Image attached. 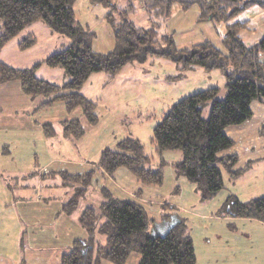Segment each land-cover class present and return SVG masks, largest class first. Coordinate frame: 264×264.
Returning a JSON list of instances; mask_svg holds the SVG:
<instances>
[{
	"label": "trees",
	"instance_id": "16d2710c",
	"mask_svg": "<svg viewBox=\"0 0 264 264\" xmlns=\"http://www.w3.org/2000/svg\"><path fill=\"white\" fill-rule=\"evenodd\" d=\"M76 1L0 0V53L11 39L38 22L71 40L68 47L43 62L48 67L64 68L68 79L63 86L38 77L37 71L43 63L16 68L1 60L0 86L17 82L25 95L49 98L41 107L63 101L68 113L81 108L88 121L95 124L98 121L97 103L80 91L93 73L106 72L113 77L126 64L145 63L153 57L171 60L182 74L197 66L220 70L225 76L226 96L219 98L220 89L209 88L175 103L154 127L150 140L154 155L145 151L140 139L127 137L118 142L116 149H104L98 162L99 168L110 174L125 168L142 185L161 186L167 164L163 155L166 151H180L181 159L173 163L177 178L184 177L195 185L204 200L216 196L225 186V174L235 179L246 170L238 167V154L227 152L235 143L227 130L252 118L253 102L264 104V36L253 45L246 44L240 31L248 22L237 20L253 6L264 9V0H141L152 20L147 27L137 26L129 18L136 7L134 0H124L127 6L119 5L117 0H91L109 7L107 18L115 42L106 53L93 51V34L76 24ZM175 5L183 12L197 6L198 23L225 24L222 46L206 40L189 48H177L174 32L160 30L161 22L171 16ZM36 43V38L30 35L22 39L18 47L27 49ZM209 103L210 114L204 117V109ZM44 129L47 137L56 135L51 123L45 124ZM84 134L80 119L64 121L65 137L79 139ZM157 156L160 160L154 168L152 164ZM95 173V170L83 174L49 173L50 176L60 175L64 185L75 187L63 202L62 213L71 215L77 210L88 194ZM136 193L141 197L143 190ZM167 207L172 208L169 204ZM219 214L264 221V196L242 201L232 193L222 203ZM163 217L165 220L171 218L169 214ZM78 223L87 237L75 238L62 254L60 264H126L135 253L140 255L139 264L197 263L194 241L183 218L179 217L166 233L152 235L149 230L156 221L146 208L133 199L114 196L111 190L103 191L99 205L86 207L79 215Z\"/></svg>",
	"mask_w": 264,
	"mask_h": 264
},
{
	"label": "rangeland",
	"instance_id": "374dc122",
	"mask_svg": "<svg viewBox=\"0 0 264 264\" xmlns=\"http://www.w3.org/2000/svg\"><path fill=\"white\" fill-rule=\"evenodd\" d=\"M134 2L136 7L129 18L137 26H150L152 20L143 1ZM116 3L128 5L124 0H117ZM251 10L249 26L255 30H245L243 39L247 42L258 40L264 34L262 12L257 7ZM109 12V7L91 0H77L75 3L76 24L93 34L91 46L95 52L106 53L114 47V31L107 18ZM198 15L197 6L183 12L175 5L171 16L161 22L160 30L163 33L174 32L179 49L206 40L221 47L216 27L219 29L223 24L198 23ZM30 35L36 38L37 43L20 50L18 43ZM70 44L71 40L67 36L52 32L45 23L39 22L11 39L3 47L0 60L16 68L33 67ZM37 75L61 86L68 79L63 67H48L44 63ZM171 76L176 78L167 79ZM225 83V76L220 70H206L197 66L182 74L174 62L162 57H153L145 63L130 62L113 77L106 72L93 73L80 91L97 103L98 121L95 124L88 121L81 108L68 113L63 101L41 107L49 98H31L22 91L17 92L20 98L7 100L10 92H7L5 85L9 83L0 86V225L6 228L0 229V240L6 235L11 238L14 234L10 225L13 222L11 218L16 217L11 209H5L2 205H10L23 198L37 199L43 194L56 202L63 201L66 187L62 184L61 176H50V171L61 167L60 170L70 173H86L88 167L74 165L83 162L96 173L86 198L81 200L72 218L78 219L88 206L99 205L105 189L113 191L114 196L121 199H137L139 195L136 192L142 189L143 198L137 200L156 221L149 230L150 234H164L170 220L176 223L179 217L183 218L194 241L198 260L196 264H264V222L219 214L222 203L232 193L241 200L264 195V178L258 174L251 175L249 179L236 180L235 184L225 174L224 188L216 196L204 200L195 185L184 177L176 176L173 163L181 159V152L166 151L163 157L167 164L161 186L142 185L125 168L118 169L114 174L102 169L108 179L103 184L101 194L94 191L97 185L102 184L97 172L104 149H116L119 141L134 137L140 139L148 154L154 155V147L150 142L154 127L171 107L182 98L209 88H219L218 97L224 98ZM210 109L209 103L204 109V117L209 116ZM29 112L32 114L29 115ZM76 118L82 122L85 134L79 139L65 137L64 121ZM47 123L54 127V137L46 136L44 125ZM159 160V157L155 158L152 164L154 168ZM116 183L119 187H116ZM255 186L258 190H255ZM74 188L70 187L71 194ZM168 204L172 208L167 207ZM164 214H169L171 218L165 220ZM22 221H27L24 215Z\"/></svg>",
	"mask_w": 264,
	"mask_h": 264
},
{
	"label": "crops",
	"instance_id": "0c3cea01",
	"mask_svg": "<svg viewBox=\"0 0 264 264\" xmlns=\"http://www.w3.org/2000/svg\"><path fill=\"white\" fill-rule=\"evenodd\" d=\"M254 7L260 9V11L262 12L261 15L263 17V22H264V9L259 6H253L246 12L240 14L237 17V20L241 22L244 21L248 22L247 27L243 28L240 31V36L242 39L245 30H251V31L255 30L254 27L250 28L249 26L250 15L252 13L251 9ZM244 13L246 15L239 18ZM252 15H254V12ZM203 23H213V22H203ZM222 28H224V30H222ZM216 31L217 33H219L220 36L219 35L218 36L221 38L224 32L226 31L225 24L220 26L219 29H217L216 27ZM263 36L264 34L261 36V38ZM260 39L253 40L251 42H247L244 39L243 40L245 41L246 44L253 45L256 42H258ZM5 86L7 92H10V95L7 97V100H15L16 97L20 98V94H17V92L20 93L21 90L17 82L9 83ZM84 95L86 96L85 93ZM87 97L90 98L89 96ZM252 109H253V116L251 119L240 125L231 126L227 130L228 134L235 141L233 147H231L227 152L238 154L239 156L238 167L246 168V170L235 179H231L230 176L227 175L229 180L234 184L236 183V180L238 181L240 179H245V178L249 179L250 176L253 174H258L259 176L264 178V130H263L264 104L260 101H255L252 104ZM28 114L30 115L32 113L29 112ZM66 164H69L68 161H66ZM78 164H82L86 168L88 167L86 169L88 171L91 170L90 165H85L83 162H78L77 164L74 165H78ZM59 168L61 167H56L55 170H52L50 172L65 171V170H60ZM99 171L97 172V175H100L99 178H101L102 184L97 185L94 191L97 190L101 194L103 184L106 181V178L108 179V176H105V174H103L102 169H99ZM76 173L77 172H74L72 174H76ZM108 181L110 183H113L110 180ZM64 186L66 187V192L63 201L56 202L52 200L51 197L49 198L48 196L43 194L40 195L37 199H34L32 197H29L28 199L23 198V199H19L18 202L14 201L10 205L9 204L2 205V207L5 209H11L13 211L11 213H13V215L16 217L11 218V221L13 220V222H11L12 225H10L11 230H14V234L11 236V238H9V236L6 235L2 240H0V264H60V259L62 254L69 249L72 241L75 238L87 237L86 232L79 225L77 218H72L71 217L72 214L66 215L61 212L63 202H65L71 195V192L69 190L70 187L66 185ZM116 187H119L117 183H116ZM255 187H256L255 190H258L257 186ZM252 191L253 193L255 192L254 190ZM259 196H264V195H257V197ZM142 198L143 195L141 197L139 196V198L137 199H142ZM137 199H133V200L139 202ZM251 199L253 198H250L249 200ZM249 200H242V201H249ZM22 215L26 217L27 220L26 223L22 221ZM38 218H40V220H37ZM173 224L175 223H173V221L170 220L167 223V228L170 229ZM4 227H5L4 225H0V229L5 230L6 228ZM153 232H156V230ZM139 262H140V255L135 253L129 257L126 264H139ZM104 264H110V263H104Z\"/></svg>",
	"mask_w": 264,
	"mask_h": 264
},
{
	"label": "water",
	"instance_id": "95a60500",
	"mask_svg": "<svg viewBox=\"0 0 264 264\" xmlns=\"http://www.w3.org/2000/svg\"><path fill=\"white\" fill-rule=\"evenodd\" d=\"M154 234V233H153Z\"/></svg>",
	"mask_w": 264,
	"mask_h": 264
}]
</instances>
